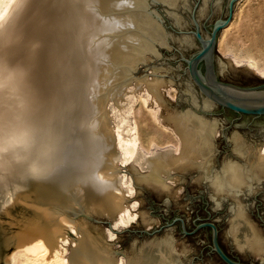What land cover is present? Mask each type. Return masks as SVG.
<instances>
[{
	"label": "water",
	"instance_id": "1",
	"mask_svg": "<svg viewBox=\"0 0 264 264\" xmlns=\"http://www.w3.org/2000/svg\"><path fill=\"white\" fill-rule=\"evenodd\" d=\"M237 1L13 2L0 56L69 163L0 176V264L64 235L69 264H264V82L215 70Z\"/></svg>",
	"mask_w": 264,
	"mask_h": 264
},
{
	"label": "clouds",
	"instance_id": "2",
	"mask_svg": "<svg viewBox=\"0 0 264 264\" xmlns=\"http://www.w3.org/2000/svg\"><path fill=\"white\" fill-rule=\"evenodd\" d=\"M27 76L23 65L0 56V176L49 180L69 163L65 126L55 115L38 114Z\"/></svg>",
	"mask_w": 264,
	"mask_h": 264
},
{
	"label": "rangeland",
	"instance_id": "3",
	"mask_svg": "<svg viewBox=\"0 0 264 264\" xmlns=\"http://www.w3.org/2000/svg\"><path fill=\"white\" fill-rule=\"evenodd\" d=\"M245 3H244V2ZM242 2H240V6L238 5L237 6V3H236V5H235V8H234V12L236 11V12H238V22H237V24L227 33V34H229V33H231V34H229V35H227L226 34V36L223 38V43L220 45L221 47L223 46L224 48H222V49H220V47H219V45H218V42H217V46H216V50H215V58H216V60H215V70H216V73H217V76L219 77V79L220 80H222V81H230V82H233V83H235V84H238V85H245V86H251V85H258V84H260V83H262V82H264V76L263 75H261V74H259L258 73V71H256V70H254L252 67H250L245 61H242L241 63H238L235 59H234V57L235 58H237L236 57V55L241 59L242 57H245V56H252V57H255V58H257V60L259 61V63L260 64H264V56H262V54L264 53V19H262V18H264V0H261L262 1V3H261V1L260 0H243ZM252 1V2H251ZM260 1V2H259ZM243 3V4H242ZM256 4V5H255ZM258 4H260V5H258ZM249 7V8H247V6ZM251 5H253V7L251 6ZM245 6V7H244ZM255 6H256V8L258 9V7H260L259 8V10H260V12H259V10L256 12L255 10H257V9H254L255 8ZM243 7V8H242ZM240 8V9H239ZM253 8V9H252ZM238 9H239V11H238ZM242 9H243V11H242ZM247 9L248 10H250L249 11V13H248V11H247ZM263 9V10H262ZM255 12H254V11ZM241 11V12H240ZM244 11H246L247 12V14H246V12H244ZM253 13H252V12ZM251 12V13H250ZM262 12V13H261ZM234 14V13H233ZM240 14V15H239ZM244 14L245 15H247V18H246V16H244ZM252 14V15H251ZM255 16H254V15ZM262 14V15H261ZM259 15H261V16H259ZM242 16V17H241ZM257 16H259L258 18H257ZM233 17V16H232ZM241 17V18H240ZM245 17V18H244ZM249 17H250V19L251 18H253V19H249ZM248 19H249V21H248ZM242 21V22H241ZM259 22V24H257ZM243 23H244V26H243ZM241 24H242V26H241ZM247 26H246V25ZM250 24V25H249ZM254 24V25H253ZM252 25V26H251ZM239 26V27H238ZM242 27V28H241ZM251 28V29H249V28ZM237 28H238V33L236 32L237 31ZM239 28H240V30H239ZM254 30H253V29ZM244 29V30H243ZM248 30V32H245V31H247ZM244 31V32H243ZM242 32V33H241ZM250 32V33H249ZM234 35H236V36H234ZM246 33V34H245ZM253 33V34H252ZM257 35H256V34ZM238 34H241V35H238ZM251 34V35H250ZM250 35V36H249ZM259 35H260V37H259ZM228 36V37H227ZM234 36V37H233ZM241 38H240V37ZM257 36V37H256ZM218 37H219V35H218ZM218 37H217V39H218ZM226 37H227V42L226 41H224L225 39H226ZM229 37H230V39H229ZM232 37V38H231ZM236 37V38H235ZM242 37H243V39H245V40H243L242 39ZM248 37V38H247ZM257 38V44H256V41H255V38ZM234 38V39H233ZM238 38V39H237ZM250 38H251V41H250ZM260 38V39H259ZM242 41H244V42H240L241 40ZM252 39H254V40H252ZM259 39V40H258ZM230 42H229V41ZM237 40V41H236ZM219 41V40H218ZM240 43H239V42ZM255 41V42H254ZM226 42V43H225ZM234 42V43H233ZM253 43L252 45H253V47H252V45L250 44V43ZM261 44V45H258V44ZM244 44H246V45H244ZM254 44H256V45H254ZM227 45H229V48H227L228 46ZM251 45V46H250ZM250 48V50H249V48ZM258 47V48H257ZM252 48V49H251ZM219 49H220V51H219ZM231 49H232V51H231ZM258 49V50H257ZM228 50V51H227ZM255 50V51H254ZM261 50V51H260ZM223 51V54L221 53ZM231 51V52H230ZM250 51V52H249ZM257 51V53L255 54V52ZM260 51V52H259ZM263 51V52H262ZM235 53L234 55H233V53ZM246 53V54H245ZM252 55H251V54ZM260 53H262L261 54V57L262 58H260V56H257V54H260ZM264 55V54H263ZM245 58H247V57H245ZM259 58V59H258ZM263 59V60H262ZM263 63H262V62ZM226 62H227V64H226ZM222 65H221V64ZM224 64V65H223ZM222 66H223V68H222ZM223 69V70H222ZM67 244H68V247L70 248V246H71V244H70V237L68 236V241H67ZM2 264V263H1Z\"/></svg>",
	"mask_w": 264,
	"mask_h": 264
},
{
	"label": "bare ground",
	"instance_id": "4",
	"mask_svg": "<svg viewBox=\"0 0 264 264\" xmlns=\"http://www.w3.org/2000/svg\"><path fill=\"white\" fill-rule=\"evenodd\" d=\"M15 0H0V22L3 20V18L9 13L10 9H11V6L13 4ZM243 0H238L237 1V6L240 4V2H242ZM249 1V0H248ZM253 1V0H252ZM251 1V2H252ZM258 1V0H257ZM261 1V0H260ZM259 1V2H260ZM244 2V1H243ZM245 3V2H244ZM262 3V1H261ZM264 3V2H263ZM262 3V4H263ZM243 4V3H242ZM256 5V4H255ZM260 5V4H258ZM240 6V5H239ZM247 6V5H246ZM253 7V5H251ZM245 7V6H244ZM250 7V6H249ZM247 6V8H249ZM243 8V7H242ZM251 8V7H250ZM260 7H258V9L255 8L254 9H257L255 10L256 12L259 10ZM240 9V8H239ZM238 9V11H239ZM253 9V8H252ZM264 9V8H263ZM262 9V10H263ZM251 10V9H250ZM248 13H249V11ZM243 11V9H242ZM254 11V10H253ZM254 11V12H255ZM241 12V11H240ZM246 12V11H244ZM252 12V11H251ZM250 12V13H251ZM260 12V10H259ZM253 13V12H252ZM262 13V12H261ZM247 14V12H246ZM240 15V14H239ZM252 15V14H251ZM254 15V14H253ZM256 15V14H255ZM254 15V16H255ZM262 15V14H261ZM259 15V16H261ZM244 16H246L247 18V15L244 14ZM257 16V18L259 17ZM242 17V16H241ZM240 17V18H241ZM262 17V16H261ZM245 18V17H244ZM250 19V17H249ZM248 19V21H249ZM253 19V18H251ZM250 19V20H251ZM259 19V18H258ZM264 19V18H262ZM238 20V12H234L233 14V17L232 19L230 20L231 22L229 24H227L225 27L222 28L221 32L219 33V37H218V45L220 47V49L224 48L223 46L221 47L220 45L223 43V38L226 36V34L237 24V21ZM242 22V21H241ZM259 24V22L257 23ZM246 25V24H245ZM250 25V24H249ZM254 25V24H253ZM242 26V24H241ZM243 26H244V23H243ZM247 26V25H246ZM252 26V25H251ZM239 27V26H238ZM242 28V27H241ZM249 28V27H248ZM251 29V28H249ZM253 29V28H252ZM240 30V28H239ZM244 30V29H243ZM254 30V29H253ZM232 31V30H231ZM238 33V28H237V31ZM244 32V31H243ZM245 32H248L245 31ZM242 33V32H241ZM250 33V32H249ZM231 34V33H229ZM227 34V35H229ZM233 34V33H232ZM246 34V33H245ZM253 34V33H252ZM256 34V33H255ZM234 35V34H233ZM238 35H241V34H238ZM251 35V34H250ZM249 35V36H250ZM257 35V34H256ZM236 36V35H234ZM233 36V37H234ZM228 37V36H227ZM227 37L224 41L227 40ZM240 37V36H239ZM257 37V36H256ZM260 37V35H259ZM264 37V36H263ZM232 38V37H231ZM236 38V37H235ZM241 38V37H240ZM248 38V37H247ZM255 38V37H254ZM230 39V37H229ZM234 39V38H233ZM238 39V38H237ZM243 39V37H242ZM260 39V38H259ZM258 39V40H259ZM264 39V38H263ZM241 40V39H240ZM245 40V39H243ZM254 40V39H252ZM257 40V38H255V41ZM229 41V40H228ZM237 41V40H236ZM246 41V40H245ZM250 41H251V38H250ZM254 41V42H255ZM227 42V41H226ZM225 42V43H226ZM230 42V41H229ZM239 42V41H238ZM240 42H244V41H240ZM239 42V43H240ZM228 43V42H227ZM234 43V42H233ZM251 45L253 44L252 42L250 43ZM256 44H257V41H256ZM254 44V45H256ZM246 45V44H244ZM250 45V46H251ZM258 45H261L260 43ZM229 48V45H227ZM248 47V46H247ZM253 47V45H252ZM249 48V47H248ZM258 48V47H257ZM219 49V51H220ZM225 49V48H224ZM252 49V48H251ZM250 50V48H249ZM258 50V49H257ZM228 51V50H227ZM232 51V49H231ZM230 51V52H231ZM251 51V50H250ZM249 51V52H250ZM255 51V50H254ZM261 51V50H260ZM259 51V52H260ZM263 52V51H262ZM223 54V51L221 52ZM233 53V52H232ZM257 53V51L255 52V54ZM235 53H233L234 55ZM246 54V53H245ZM251 54V53H250ZM261 54H257V56H260L261 57ZM264 54V53H263ZM262 54V56H264ZM252 55V54H251ZM237 58L234 57V59L238 62V63H241L242 61H245L250 67H252L254 70L258 71L259 74L263 75L264 76V64H260L259 61L257 60V58L255 57H252V56H245V57H242L241 59L236 55ZM259 59V58H258ZM263 60V59H262ZM262 62V61H261ZM264 62V61H263ZM262 62V63H263ZM221 64V63H220ZM227 64V62H226ZM222 65V64H221ZM224 65V64H223ZM223 68V66H222ZM224 69V68H223ZM222 69V70H223ZM260 148V153H264V144H262V146L259 147ZM67 241H68V236L67 235H64V236H60L58 237L55 242L53 243V245H48V244H44L40 239H36L33 241V245H35L36 249L35 250H30V249H25V248H22V247H17L13 250V253H12V260H11V263L10 264H69L68 260H69V253H70V248L68 247V244H67ZM2 264H5V263H2Z\"/></svg>",
	"mask_w": 264,
	"mask_h": 264
}]
</instances>
